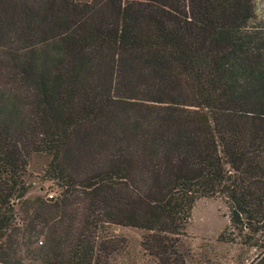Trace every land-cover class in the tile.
Instances as JSON below:
<instances>
[{
  "label": "trees",
  "instance_id": "obj_1",
  "mask_svg": "<svg viewBox=\"0 0 264 264\" xmlns=\"http://www.w3.org/2000/svg\"><path fill=\"white\" fill-rule=\"evenodd\" d=\"M253 0H0V264H192L194 202L264 264V19ZM31 154L56 196L27 197ZM196 264H220L203 258Z\"/></svg>",
  "mask_w": 264,
  "mask_h": 264
},
{
  "label": "rangeland",
  "instance_id": "obj_2",
  "mask_svg": "<svg viewBox=\"0 0 264 264\" xmlns=\"http://www.w3.org/2000/svg\"><path fill=\"white\" fill-rule=\"evenodd\" d=\"M86 2L89 0H75ZM254 23L264 19V0H253ZM48 161L44 154H31L27 164L28 189L27 197L36 195L56 196L59 192L51 181L43 178V170ZM227 209L218 198H200L196 200L190 210V217L185 226L186 243L194 255L192 264L198 260L209 258L220 264H242L254 255V250L236 243H222L217 235L227 225ZM114 232L126 240L125 248L117 255L111 257L109 264H144L148 259L143 254L139 241L142 230L124 226H114Z\"/></svg>",
  "mask_w": 264,
  "mask_h": 264
},
{
  "label": "built area",
  "instance_id": "obj_3",
  "mask_svg": "<svg viewBox=\"0 0 264 264\" xmlns=\"http://www.w3.org/2000/svg\"><path fill=\"white\" fill-rule=\"evenodd\" d=\"M48 196H51V194H49Z\"/></svg>",
  "mask_w": 264,
  "mask_h": 264
}]
</instances>
